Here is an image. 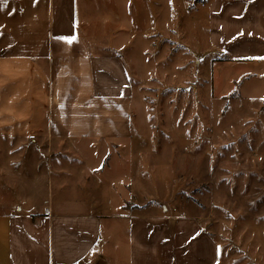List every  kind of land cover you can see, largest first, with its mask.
Segmentation results:
<instances>
[{"label": "crops", "instance_id": "0c3cea01", "mask_svg": "<svg viewBox=\"0 0 264 264\" xmlns=\"http://www.w3.org/2000/svg\"><path fill=\"white\" fill-rule=\"evenodd\" d=\"M210 8L226 56L264 62L236 59L264 57V0H214ZM119 16L117 0H9L0 11V139L41 137L51 149L36 155L70 159L53 162L55 178L37 159L17 163L23 173L0 164V264H217L218 244L201 219L99 212L97 187L86 183L101 161L94 167L86 151L54 150L134 138V87L114 46ZM71 36L72 44L62 39ZM122 241L127 251L114 256Z\"/></svg>", "mask_w": 264, "mask_h": 264}, {"label": "rangeland", "instance_id": "374dc122", "mask_svg": "<svg viewBox=\"0 0 264 264\" xmlns=\"http://www.w3.org/2000/svg\"><path fill=\"white\" fill-rule=\"evenodd\" d=\"M213 2L117 0L114 46L134 87V138L54 150L101 161L86 183L97 187L99 212L195 217L221 249L220 264H264V62L226 56L211 28ZM34 140L0 139V164L37 159L55 178L53 162L70 159L39 157L50 143ZM126 251L122 241L113 255Z\"/></svg>", "mask_w": 264, "mask_h": 264}, {"label": "snow or ice", "instance_id": "6c2138e0", "mask_svg": "<svg viewBox=\"0 0 264 264\" xmlns=\"http://www.w3.org/2000/svg\"><path fill=\"white\" fill-rule=\"evenodd\" d=\"M35 2V0H34ZM9 3V0H0V11H3L7 5ZM170 3H171V0H170ZM15 9L12 10V13H9L10 15L11 14H14L15 13ZM2 27V26H0ZM239 35H243V33H239L237 34V37ZM237 37H233V39H236ZM66 43L68 44H72L76 41L77 37L75 36H71V37H65V38H62ZM236 59H258V60H264V57H237ZM125 87H127V85H125ZM262 101H264V97L261 98ZM199 235V232L196 233L191 239H195L196 236ZM96 251L95 248L92 249V253L94 254ZM220 254H221V249L217 248V264H220Z\"/></svg>", "mask_w": 264, "mask_h": 264}, {"label": "built area", "instance_id": "2783aa9c", "mask_svg": "<svg viewBox=\"0 0 264 264\" xmlns=\"http://www.w3.org/2000/svg\"><path fill=\"white\" fill-rule=\"evenodd\" d=\"M46 213H49V210H46Z\"/></svg>", "mask_w": 264, "mask_h": 264}]
</instances>
